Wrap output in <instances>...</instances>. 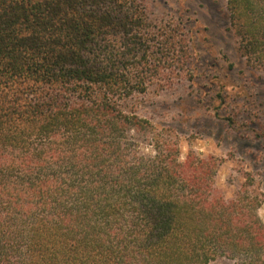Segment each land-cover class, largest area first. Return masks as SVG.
Masks as SVG:
<instances>
[{
  "label": "trees",
  "instance_id": "16d2710c",
  "mask_svg": "<svg viewBox=\"0 0 264 264\" xmlns=\"http://www.w3.org/2000/svg\"><path fill=\"white\" fill-rule=\"evenodd\" d=\"M226 9L264 70V0ZM167 32L137 0H0V264H264L256 200L129 105L184 64Z\"/></svg>",
  "mask_w": 264,
  "mask_h": 264
},
{
  "label": "rangeland",
  "instance_id": "374dc122",
  "mask_svg": "<svg viewBox=\"0 0 264 264\" xmlns=\"http://www.w3.org/2000/svg\"><path fill=\"white\" fill-rule=\"evenodd\" d=\"M137 1L147 25L168 30L183 47L185 62L168 68L160 80L152 78L129 105L147 120V129L177 142L181 161L189 152L210 158L216 191L227 201L243 197L246 208L255 199L264 225V70L240 56L226 0Z\"/></svg>",
  "mask_w": 264,
  "mask_h": 264
}]
</instances>
